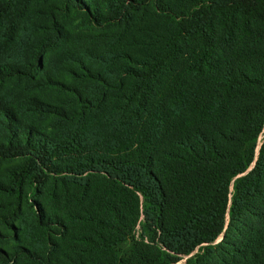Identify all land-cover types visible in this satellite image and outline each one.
Returning a JSON list of instances; mask_svg holds the SVG:
<instances>
[{"label": "trees", "instance_id": "1", "mask_svg": "<svg viewBox=\"0 0 264 264\" xmlns=\"http://www.w3.org/2000/svg\"><path fill=\"white\" fill-rule=\"evenodd\" d=\"M62 2L0 0V264H264V0Z\"/></svg>", "mask_w": 264, "mask_h": 264}, {"label": "rangeland", "instance_id": "2", "mask_svg": "<svg viewBox=\"0 0 264 264\" xmlns=\"http://www.w3.org/2000/svg\"><path fill=\"white\" fill-rule=\"evenodd\" d=\"M53 3V7L56 10L67 12V4L62 2V0H50ZM175 12H181L187 8L190 3V0H165ZM71 15L72 12L69 11ZM170 25L162 18L158 10H154L152 7L146 8L141 13H136L133 20L127 26H122L117 24L113 27L105 28L101 30L103 32H112L115 31L119 34L120 37V46L123 47L127 52H129L133 58L141 60L149 55L151 49L160 42L164 36L168 34ZM95 32H100V29ZM12 86V83H10ZM13 89H24L25 83L14 84ZM264 140V128L260 132L257 140L256 150L258 152L260 147L259 144ZM244 174V173H242ZM142 232V223L138 222L134 229V233L138 236ZM217 241L221 240V237ZM198 250H195L190 255H185L177 264H183L186 262L188 257L195 255ZM34 264V263H29Z\"/></svg>", "mask_w": 264, "mask_h": 264}, {"label": "water", "instance_id": "3", "mask_svg": "<svg viewBox=\"0 0 264 264\" xmlns=\"http://www.w3.org/2000/svg\"><path fill=\"white\" fill-rule=\"evenodd\" d=\"M262 143V142H261ZM260 146H261V144H260ZM259 149H260V147H259ZM259 151V150H258ZM253 166H254V163L251 165V167L249 168V170H251L252 168H253Z\"/></svg>", "mask_w": 264, "mask_h": 264}]
</instances>
